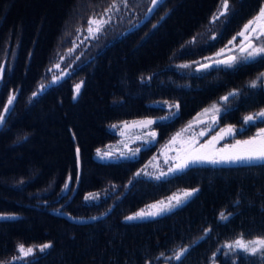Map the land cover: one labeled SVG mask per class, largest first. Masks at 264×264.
Here are the masks:
<instances>
[{"label": "trees", "instance_id": "obj_1", "mask_svg": "<svg viewBox=\"0 0 264 264\" xmlns=\"http://www.w3.org/2000/svg\"><path fill=\"white\" fill-rule=\"evenodd\" d=\"M122 1L0 0V112L15 96L0 128V215L11 217L0 219V264H264L259 253L226 255L224 247L241 235L264 236V164H193L159 179L137 175L160 144L231 92L236 95L221 99L218 126L234 128L231 140L264 128V118L244 120L264 110L261 79L251 87L264 73V59L232 67L193 64L225 46L264 0H229L228 11L215 20L223 0H127L77 50L68 75L32 97L73 48L78 30ZM163 103L179 108L153 124V145L134 159L94 158L116 141L110 126L159 118L170 112ZM183 189L198 191L163 215L124 219ZM91 192L101 195L98 201H85ZM221 212L231 213L228 220ZM92 217L99 218L85 221ZM44 243L51 244L44 253L12 260L18 245ZM182 247L188 251L181 261L165 258Z\"/></svg>", "mask_w": 264, "mask_h": 264}, {"label": "rangeland", "instance_id": "obj_2", "mask_svg": "<svg viewBox=\"0 0 264 264\" xmlns=\"http://www.w3.org/2000/svg\"><path fill=\"white\" fill-rule=\"evenodd\" d=\"M115 3V7H112V5ZM111 7L104 12L99 17L96 18H90V19H95V20H105L107 23L111 20L114 19L117 13H121L120 9L124 6V2L122 1L121 3H116L114 2ZM223 3L218 11H216V15L218 18L221 16L219 15L220 11L222 10ZM264 7V4L261 6ZM261 9V8H260ZM259 9V11H260ZM257 12L254 17H256L259 13ZM254 17H252L250 20H253ZM248 20L242 28L239 29V31L229 40L232 41V43H229V41L225 44V46L221 47L218 49L215 53L205 56L203 58H200L198 61L194 62L193 64H200V63H209L213 62L216 60H220L225 57H236V63L240 62H247L251 60H244V56L246 53L241 52V48L244 47V45L247 43L245 40L244 36L238 35L244 30V26L248 24L250 21ZM106 24V23H105ZM103 24V26L105 25ZM258 25H264V20L257 22ZM257 24H254L253 27H256ZM101 27V29L103 28ZM93 28L96 27V25H92ZM89 24L86 27L85 30H78L76 39L73 44V48L69 51H67L65 54L59 57L58 62L54 64L49 71L51 72L52 78L46 85V88L43 90L45 91L49 86L53 85L52 81L54 78L59 77V80H62L68 73L70 72V68L76 61L78 57V51L77 50H84L83 48L86 47L88 40L94 38L97 34L101 32H94L92 35L89 34L88 32ZM245 35H249V33H245ZM256 34L253 33L251 34L250 38L252 39V42L256 46H262L264 45V36H260L259 39H255ZM235 37V39H233ZM219 54V55H218ZM234 63V64H236ZM233 64V65H234ZM55 65H59V67H55ZM223 65V64H222ZM261 79V84L264 85V77L260 78ZM258 81V79H256ZM56 84V83H55ZM39 89V86L36 90L39 94L43 92ZM213 104H216V106L220 109V112L217 113L214 110H211V106ZM165 108L170 110L168 114H165L159 118H138V119H131L127 121H123L119 124H115L109 127V129L116 134L117 139L116 141L107 144L104 146L102 149H100V155L97 154V150L94 154V158L99 160V161H114V160H119V159H134L137 157L139 151L141 149H146L147 147L153 145L156 141L157 137V132L153 127V124L158 121L162 120H168L174 117L177 113V107L176 105H169L166 103H163ZM205 109H209L207 113L204 112ZM224 109L223 106V101L220 99L218 102H214L207 107H204L201 109L199 112H197L182 128H180L178 131L173 133L170 138L163 144H160L158 148L156 149L155 153L145 162V164L139 169V174H141L144 177L147 178H154L157 179L167 177L171 174H174L180 170L177 171H169L170 169H174L175 165L179 163L183 158H185L192 149H200L202 154H208V155H227L230 154L233 151H237L238 149H226L227 145H235L237 141H245L249 140L253 137H257V133L259 130L255 131V134L252 135L249 138L246 139H236V140H231L232 135L234 132L228 136H224L223 139H218L216 142L213 144L209 145L206 148L201 149V145L207 144L208 141L211 140L213 136H216L218 133H221L222 129H226L227 127H219L217 123V117L218 115L222 112ZM166 117V119H161ZM215 117V120L213 119ZM262 118H256L255 120H259ZM145 120H152L153 123L151 125H143L140 124V121H145ZM254 120V121H255ZM191 123V127H189V124ZM115 126V127H113ZM262 129V128H261ZM204 132V135L201 136L200 133ZM155 132V138L152 137L151 133ZM179 134V135H178ZM175 137V140L173 138ZM260 138L257 137V143H259ZM195 141V143H193ZM139 149L138 152H136V155L133 156L132 153L136 150ZM220 149H226L224 153L220 152ZM105 153H108L109 155L104 156L102 159L101 156H103ZM197 164H210V163H196ZM221 164H232V163H221ZM193 165V164H191ZM78 170H79V159H78ZM161 173H164V175H161ZM69 185V180L66 181ZM192 189H183L177 192H174L165 198H162L160 200L151 202L140 209L126 215L125 217L132 216L138 212L144 211L145 213L148 212H156L158 211L160 205L159 202L163 201L164 204H168L169 197H173L174 195H182L184 191H191ZM68 189L63 188V193H67ZM89 194H95L96 198L95 199H90V200H85L86 202H95L98 201L100 198V194L98 193H88L86 196ZM195 194V193H194ZM193 194V195H194ZM192 195V196H193ZM85 196V197H86ZM191 196V197H192ZM191 197L187 198L184 200L180 205L184 204L187 200H189ZM85 199V198H84ZM172 204H175V200L171 201ZM150 205H158L157 208H150ZM179 205V206H180ZM177 206V207H179ZM175 207V208H177ZM173 208V209H175ZM172 209V210H173ZM171 210V211H172ZM167 212L160 213L156 216L163 215ZM1 216V215H0ZM9 215H4V217H8ZM156 216H145L143 218H137L136 220H142V219H148ZM125 219V218H124ZM126 220V219H125ZM127 221V220H126ZM133 221V220H132ZM28 247H34V246H28ZM27 248V247H26ZM227 251L229 249L226 248ZM38 251V248L34 247V252ZM14 257H20V253L17 251L16 255ZM24 259V258H23ZM23 259H15L13 261H23Z\"/></svg>", "mask_w": 264, "mask_h": 264}, {"label": "snow or ice", "instance_id": "obj_3", "mask_svg": "<svg viewBox=\"0 0 264 264\" xmlns=\"http://www.w3.org/2000/svg\"><path fill=\"white\" fill-rule=\"evenodd\" d=\"M123 2L126 4L127 0H123ZM161 0H152L153 5H157L160 3ZM115 3L112 5V7H115ZM229 7V0H223V6L222 10L220 11L219 15H224L228 11ZM153 9H149V12H151ZM218 19V16H214L213 20ZM264 20V7H261L258 15L254 17L253 20H250L248 24L244 26V30L239 33L238 35L244 36L247 43L244 45V47L241 48L242 53H246L244 56V60H256L258 58L264 59V45L262 46H256L253 44L252 39L250 38L251 34L255 33V39H259L260 36H264V25H258L257 22ZM107 23V21L101 19V20H95V19H89L88 24V32L90 35H92L94 32L100 31L103 24ZM254 24H257L256 27H253ZM92 25H96L95 28L92 27ZM155 27V25L153 26ZM249 33V35H245V33ZM235 39V37L233 38ZM229 43H232V41H229ZM219 55V54H218ZM236 57H229L227 60L224 61H216L217 64H225L228 67H232L234 63H236ZM4 65H0V72L4 70ZM55 67H59V65H55ZM180 67H188V65H180ZM209 65L203 64L200 65V68H208ZM199 70V69H198ZM264 77V73L260 74V77L257 79ZM59 80V77H56L53 79L52 83L55 84ZM83 81L80 83H77L74 85L73 89V100L77 99L80 90L82 88ZM257 81L251 82V87H256ZM46 88V85H40L39 89L43 91ZM39 93L33 92L32 97H36ZM236 95L235 92H231L228 94V96L222 97L221 99L224 101H228L230 97H234ZM15 100L14 95H9L7 102L4 104V110L3 112H0V128H3L5 121H6V113L11 111V105L13 104ZM175 107L179 108V105H176ZM211 110H214L215 112L219 113L220 109L216 106V104H213L211 106ZM209 109H205L204 112L207 113ZM256 118H264V110H261L260 112L254 114V115H247L244 117L245 123H251ZM166 119V117L161 118ZM215 120V117L213 118ZM140 124L143 125H151L153 123L152 120H145L140 121ZM115 127V126H113ZM189 127H191V123L189 124ZM234 132V128L232 126L227 127L226 129H222L221 133H218L216 136H213L210 141L207 142L205 145H201V149L208 147L209 145L216 142L218 139H223L224 136L228 135L230 136ZM152 137L155 138V132L151 133ZM179 135V134H178ZM201 136L204 135V132L202 131L200 133ZM257 137L260 138L259 143H257ZM257 137H253L249 140L245 141H237L235 145H227L226 149H238L237 151H233L230 154L227 155H208V154H202L200 149H192L191 152L183 158L179 163L175 165L174 169H170L169 171H177V170H183L187 167H189L191 164L196 163H210V164H221V163H243L247 165H254V164H264V128L260 129L257 133ZM175 140V137L173 138ZM195 143V141H193ZM226 149H220L221 153H224ZM139 149H136L132 155L135 156L136 152H138ZM77 152V158L79 159V148L76 149ZM97 154L100 155V150H97ZM109 155L108 153H105L101 158L103 159L104 156ZM139 175V173H137ZM161 175H164V173H161ZM159 179V177H157ZM69 185L68 183H65L64 189H68ZM198 189H192L191 191H184L182 195H174L173 197H169V203L164 204L163 201L159 202V209L156 212H148L145 213L144 211L138 212L132 216L125 217L127 221L136 220L137 218H143L146 215L147 216H156L160 213L171 211L173 208L179 206L184 200L191 197L195 192H197ZM95 194H89L85 197V200L95 199ZM175 200V204H172L171 201ZM150 208H157L158 205H150ZM225 215V213H220V219L221 220H228L229 216ZM11 217H4L0 216V219H6ZM93 220L97 219L96 217H92ZM211 229H205V235H207L208 232H210ZM35 248H38L40 253H44L46 249H49L51 247L50 243H44L38 246H34ZM34 247H25L23 244L18 245L17 251L20 253V257H13V260L15 259H23L25 257H30L34 255ZM225 248L229 249V253H226V255H230L232 253H235L236 251H240L242 253L250 254V255H256L257 253L260 254L261 258L264 259V236L257 237L253 240H245L243 235H241L239 238H237L235 241L231 243H227L224 245ZM188 251V247H182L179 250L175 251L174 254L171 257H165L166 259H174L176 261H181L184 254ZM219 251V250H218ZM216 254L213 253V256ZM160 257H164V253L160 254ZM160 257H157L159 259ZM8 264H11V262H8ZM145 264H150L149 261H146ZM233 264H235V260H233Z\"/></svg>", "mask_w": 264, "mask_h": 264}, {"label": "water", "instance_id": "obj_4", "mask_svg": "<svg viewBox=\"0 0 264 264\" xmlns=\"http://www.w3.org/2000/svg\"><path fill=\"white\" fill-rule=\"evenodd\" d=\"M229 57H231V56H229ZM229 57H225V58H222V59H220V60H216V61H224V60H227ZM216 61H213V62H209V63H206L207 65H209V66H213V65H222V63L221 64H217L216 63ZM235 164H238V163H235ZM241 164V163H240ZM243 164V163H242ZM66 217H68L67 215H65ZM69 218V217H68ZM96 218H99V217H96ZM86 222H89V221H93V219L91 218V219H87V220H85ZM81 222V221H80Z\"/></svg>", "mask_w": 264, "mask_h": 264}]
</instances>
